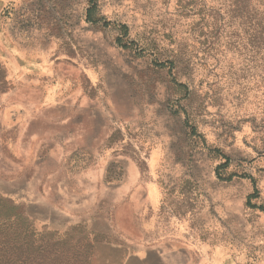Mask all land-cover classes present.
<instances>
[{
    "label": "rangeland",
    "instance_id": "1",
    "mask_svg": "<svg viewBox=\"0 0 264 264\" xmlns=\"http://www.w3.org/2000/svg\"><path fill=\"white\" fill-rule=\"evenodd\" d=\"M0 64V197L38 230L264 264V0H0Z\"/></svg>",
    "mask_w": 264,
    "mask_h": 264
},
{
    "label": "trees",
    "instance_id": "2",
    "mask_svg": "<svg viewBox=\"0 0 264 264\" xmlns=\"http://www.w3.org/2000/svg\"><path fill=\"white\" fill-rule=\"evenodd\" d=\"M87 19L95 21L92 7L87 11ZM120 44L128 47L123 42ZM6 76L0 64V93L4 91ZM218 175L223 177L220 171ZM248 204L257 206L250 198ZM259 208L264 210V206ZM98 235L89 240L87 233L72 240L70 232L63 237L55 231L38 230L22 206L10 198L0 197V264H94V243L101 241Z\"/></svg>",
    "mask_w": 264,
    "mask_h": 264
}]
</instances>
